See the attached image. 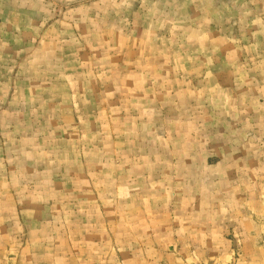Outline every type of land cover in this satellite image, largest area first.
<instances>
[{"label":"crops","instance_id":"1","mask_svg":"<svg viewBox=\"0 0 264 264\" xmlns=\"http://www.w3.org/2000/svg\"><path fill=\"white\" fill-rule=\"evenodd\" d=\"M0 264H264V0H0Z\"/></svg>","mask_w":264,"mask_h":264},{"label":"rangeland","instance_id":"2","mask_svg":"<svg viewBox=\"0 0 264 264\" xmlns=\"http://www.w3.org/2000/svg\"><path fill=\"white\" fill-rule=\"evenodd\" d=\"M50 6H52V10H53V9H58V7H59V6H57V5H50Z\"/></svg>","mask_w":264,"mask_h":264}]
</instances>
